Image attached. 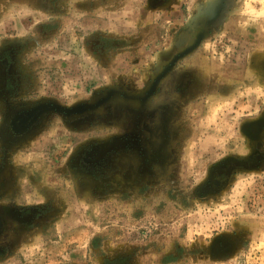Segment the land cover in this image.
Returning a JSON list of instances; mask_svg holds the SVG:
<instances>
[{"label":"rangeland","instance_id":"1","mask_svg":"<svg viewBox=\"0 0 264 264\" xmlns=\"http://www.w3.org/2000/svg\"><path fill=\"white\" fill-rule=\"evenodd\" d=\"M0 264H264V0H0Z\"/></svg>","mask_w":264,"mask_h":264}]
</instances>
